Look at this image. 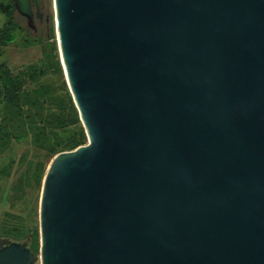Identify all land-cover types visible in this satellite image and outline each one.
I'll use <instances>...</instances> for the list:
<instances>
[{
  "label": "water",
  "instance_id": "obj_1",
  "mask_svg": "<svg viewBox=\"0 0 264 264\" xmlns=\"http://www.w3.org/2000/svg\"><path fill=\"white\" fill-rule=\"evenodd\" d=\"M37 30L44 0H12ZM86 144L52 159L39 252L0 264H264V0H54Z\"/></svg>",
  "mask_w": 264,
  "mask_h": 264
},
{
  "label": "rangeland",
  "instance_id": "obj_2",
  "mask_svg": "<svg viewBox=\"0 0 264 264\" xmlns=\"http://www.w3.org/2000/svg\"><path fill=\"white\" fill-rule=\"evenodd\" d=\"M0 4L8 5L10 11L14 7L11 0H0ZM42 7L43 14H54V0H44ZM5 22L6 15L0 12V28ZM36 24L37 31L31 28L17 30L15 39L1 47L0 64L16 71L35 63L44 70L47 80L66 79L55 23L49 27L38 21ZM4 106L5 101L0 98V112ZM73 131L71 127L59 131L58 138L69 136ZM56 139L52 138V141ZM53 158L52 153L35 146L30 135L0 152V240L21 241L30 245L31 233L38 230L40 234L41 193Z\"/></svg>",
  "mask_w": 264,
  "mask_h": 264
},
{
  "label": "trees",
  "instance_id": "obj_3",
  "mask_svg": "<svg viewBox=\"0 0 264 264\" xmlns=\"http://www.w3.org/2000/svg\"><path fill=\"white\" fill-rule=\"evenodd\" d=\"M15 7L10 11L8 5L0 4V12L6 15L5 25L0 28V49L15 39L17 30L29 28L28 21ZM43 16V24L47 27L55 23L51 12L46 15L44 13ZM58 66L62 72L59 61ZM45 77L44 70L35 63L16 71L0 64V98L5 101L0 112L1 153L15 141L29 135L35 146L45 149L53 156L62 151L73 150L89 140L66 79L62 77V80H47ZM70 127L74 128L73 133L59 139V131ZM52 138L57 139L53 142ZM30 236L29 246L34 252H38L39 231L36 230Z\"/></svg>",
  "mask_w": 264,
  "mask_h": 264
},
{
  "label": "flooded vegetation",
  "instance_id": "obj_4",
  "mask_svg": "<svg viewBox=\"0 0 264 264\" xmlns=\"http://www.w3.org/2000/svg\"><path fill=\"white\" fill-rule=\"evenodd\" d=\"M44 17V16H43ZM43 17L39 18L38 16H36V22L38 21L40 24H43ZM37 25V24H36ZM37 31V30H35ZM5 241L0 240V246L4 244Z\"/></svg>",
  "mask_w": 264,
  "mask_h": 264
},
{
  "label": "bare ground",
  "instance_id": "obj_5",
  "mask_svg": "<svg viewBox=\"0 0 264 264\" xmlns=\"http://www.w3.org/2000/svg\"><path fill=\"white\" fill-rule=\"evenodd\" d=\"M54 14H55V9H54ZM57 35H58V32H57ZM58 39H59V37H58Z\"/></svg>",
  "mask_w": 264,
  "mask_h": 264
}]
</instances>
